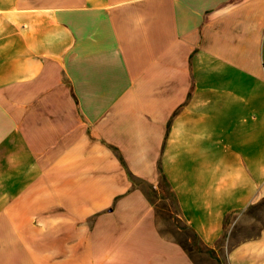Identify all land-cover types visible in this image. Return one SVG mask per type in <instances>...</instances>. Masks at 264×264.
Wrapping results in <instances>:
<instances>
[{
    "label": "crops",
    "instance_id": "obj_1",
    "mask_svg": "<svg viewBox=\"0 0 264 264\" xmlns=\"http://www.w3.org/2000/svg\"><path fill=\"white\" fill-rule=\"evenodd\" d=\"M161 173L208 248L264 201V0H0V264H197Z\"/></svg>",
    "mask_w": 264,
    "mask_h": 264
},
{
    "label": "rangeland",
    "instance_id": "obj_2",
    "mask_svg": "<svg viewBox=\"0 0 264 264\" xmlns=\"http://www.w3.org/2000/svg\"><path fill=\"white\" fill-rule=\"evenodd\" d=\"M165 199H152L155 203L158 226L162 233L180 243L197 264H227L228 252L241 240L256 236L264 228V201L251 206L245 212L230 215L226 219L225 233L215 247H206L186 227L177 202L163 193Z\"/></svg>",
    "mask_w": 264,
    "mask_h": 264
},
{
    "label": "trees",
    "instance_id": "obj_3",
    "mask_svg": "<svg viewBox=\"0 0 264 264\" xmlns=\"http://www.w3.org/2000/svg\"><path fill=\"white\" fill-rule=\"evenodd\" d=\"M123 161V160H122ZM161 172V171H160ZM129 174V177H130V180L135 184L136 181L135 179L133 178V176ZM145 193L152 199H157V198H160V199H165L167 197H164L163 196V193L165 192H168V196H171L172 199H174V201L177 202L176 200V196H175V193L174 191L172 190L170 184L168 183L166 177L163 175V173H161V184H160V187H159V191L158 190H155L153 189L151 186L149 185H146L145 184ZM155 204V203H154ZM177 207L179 208L178 206V203H177ZM157 213V211H156ZM187 227V226H186ZM194 234V233H193ZM196 237H198L196 234H194ZM199 238V237H198ZM184 248V247H183ZM185 249V248H184ZM186 250V249H185Z\"/></svg>",
    "mask_w": 264,
    "mask_h": 264
}]
</instances>
